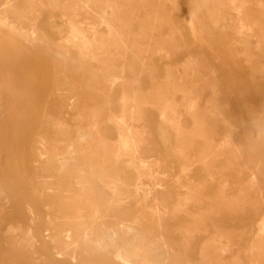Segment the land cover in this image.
<instances>
[{
    "label": "rangeland",
    "instance_id": "rangeland-1",
    "mask_svg": "<svg viewBox=\"0 0 264 264\" xmlns=\"http://www.w3.org/2000/svg\"><path fill=\"white\" fill-rule=\"evenodd\" d=\"M0 264H264V0H0Z\"/></svg>",
    "mask_w": 264,
    "mask_h": 264
},
{
    "label": "bare ground",
    "instance_id": "bare-ground-1",
    "mask_svg": "<svg viewBox=\"0 0 264 264\" xmlns=\"http://www.w3.org/2000/svg\"><path fill=\"white\" fill-rule=\"evenodd\" d=\"M19 11V10H18ZM17 12V11H16ZM78 34H79V32H78ZM82 132V131H81ZM84 133V132H83ZM56 136H59V137H64L65 135H63V134H57ZM79 136H80V133H79ZM65 141V143L66 142H68L66 139L64 140ZM70 144V143H69ZM69 144L68 143H66V145H67V147L69 146ZM62 152V149H56V150H54V153L53 154H55V155H59L60 153ZM57 195V194H56ZM123 228V227H122ZM130 229V228H129ZM86 230V229H85ZM112 230L113 229H111V230H104L103 232L105 233V235H110V234H112ZM126 230H128L127 228H126ZM85 234H86V232H85ZM82 236H84V237H82V239L85 241L86 239H87V237L85 236V235H82ZM83 241V243H82V246H85V247H87V245H86V243ZM127 251V250H126ZM130 251V250H129ZM78 253V252H77ZM120 258L121 259H123L124 261H126V262H128V263H132V258H133V255H131L130 253H128V252H125V251H121L120 252Z\"/></svg>",
    "mask_w": 264,
    "mask_h": 264
}]
</instances>
